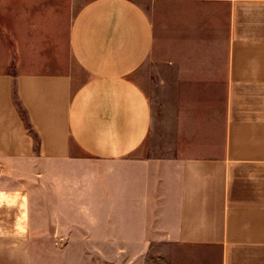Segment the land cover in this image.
Instances as JSON below:
<instances>
[{"label":"crops","instance_id":"1","mask_svg":"<svg viewBox=\"0 0 264 264\" xmlns=\"http://www.w3.org/2000/svg\"><path fill=\"white\" fill-rule=\"evenodd\" d=\"M11 193L12 239L264 264V0H0Z\"/></svg>","mask_w":264,"mask_h":264},{"label":"rangeland","instance_id":"2","mask_svg":"<svg viewBox=\"0 0 264 264\" xmlns=\"http://www.w3.org/2000/svg\"><path fill=\"white\" fill-rule=\"evenodd\" d=\"M16 202L20 203L11 193L5 205L0 206V235L6 236L0 239L1 262L5 259V264H116L120 259L110 255H96L95 250L89 249L95 247L94 241H79L77 238H10L13 217L23 212V208L17 207Z\"/></svg>","mask_w":264,"mask_h":264}]
</instances>
